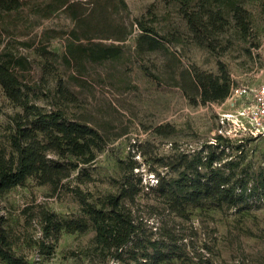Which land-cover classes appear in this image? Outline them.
<instances>
[{
	"label": "rangeland",
	"instance_id": "obj_1",
	"mask_svg": "<svg viewBox=\"0 0 264 264\" xmlns=\"http://www.w3.org/2000/svg\"><path fill=\"white\" fill-rule=\"evenodd\" d=\"M83 1L82 8H93L90 0ZM123 1L125 7L110 5L104 11L114 31L103 35L89 30L90 40L70 35L74 21L63 11L39 19L19 10L10 16L16 18L12 25L6 15L0 50L8 47L31 60V101L44 110L54 108L61 81L76 98L61 105L66 116L90 124L103 142L93 162L73 171L64 187L53 191L49 185H37L27 178L23 186L1 195L0 227L12 239L15 252L33 264H125L96 249L91 229L83 234L61 232L55 242L44 238L38 215L40 210H48L61 218L77 216L80 205L67 186L97 196L117 193L120 182L140 178L142 189L131 207L144 219V232H151L153 238L162 232V226L172 232L175 252L181 254L178 264H264V199L241 209L207 204L189 207L188 219H182L163 210L149 189L155 186L157 174L177 176L180 169L165 164L176 168L184 154L206 150L205 144L214 143L218 130L232 139H248L239 168L251 176L264 167V134L253 136L241 130L234 135L241 129L236 108L245 98L202 104L192 87L186 86L185 95L176 85L183 86L182 76L193 68L217 74L219 63L234 86L252 88L261 82L264 21L260 0L239 1L249 12L250 29L245 38L239 36L228 15L224 31L209 39L215 45L213 50L193 42L182 11L185 7L178 0ZM139 24L152 30L149 34L161 42L158 49L137 50ZM81 32L78 29L77 35ZM95 44L118 45L122 51L116 58L99 62L76 53L83 46L98 48ZM68 48L77 57L78 67ZM42 50L47 52L45 56ZM64 52L67 60L62 57ZM16 112L22 108L10 103L0 88L1 143L4 128ZM42 239L44 244H53L51 254L40 253L37 242Z\"/></svg>",
	"mask_w": 264,
	"mask_h": 264
},
{
	"label": "trees",
	"instance_id": "obj_2",
	"mask_svg": "<svg viewBox=\"0 0 264 264\" xmlns=\"http://www.w3.org/2000/svg\"><path fill=\"white\" fill-rule=\"evenodd\" d=\"M90 1L93 8L85 10L82 8L83 0H0V44L4 39L3 21L6 15L12 25L16 18L10 16L19 13V10H26L39 19L63 11L74 21L70 35L76 39L83 37L90 40L93 36L88 31L93 29L103 35L104 31H114L104 11L110 5H115L114 8L125 7L124 1ZM239 1L178 0L185 7L182 11L193 42L200 47L215 49L209 39L224 31L228 15L234 21L239 36L245 38L250 29L249 12ZM260 2L264 21V0ZM139 25L141 32L136 39L137 50L143 53L158 49L161 42L149 34L152 30ZM78 29L82 31L81 35H77ZM114 38L123 40L121 36ZM95 46L98 48L83 46L76 53L99 62L116 58L122 51L118 45ZM46 54L42 50L41 55ZM69 54L78 67L77 57L73 56V52L69 51ZM62 57L67 60L65 52ZM218 65L217 74L193 68L182 76L183 86L176 85L185 95H188L186 86L192 87L202 104L222 103L229 96L234 83L223 65ZM30 69L32 62L27 56L8 47L0 50V88L10 103L22 108V112L10 116V122L3 132L4 142H0V196L14 187L23 186L27 178H33L37 185H49L53 191L64 187L73 171L93 162L103 142L98 130L90 124L66 116L61 105L73 103L76 98L61 81L56 88L54 108L44 110L32 102L28 80ZM213 139L214 143L205 144L206 150L190 156L184 154L176 168L172 163L164 165L180 169L176 177L165 178L157 174L155 186H149L154 197L163 205V210L174 217L188 219V208L202 204L217 209H241L250 202L264 199V167H259L251 176L243 167L239 168L245 157L244 147L248 139H232L221 134H215ZM140 181V178L135 181L126 179L119 183L117 193L97 196L83 192L77 186H67V191L75 196L80 205L79 214L61 218L51 211L40 210L38 217L44 238L55 242L61 232L83 234L91 229L94 231L96 249L125 264H178L181 254L175 252L177 246L172 232L162 226V232L153 238L151 232H144V219L131 207L142 189ZM37 245L41 254L52 253L53 244H44L42 239ZM0 262L33 264L24 255L15 252L12 239L2 227Z\"/></svg>",
	"mask_w": 264,
	"mask_h": 264
},
{
	"label": "built area",
	"instance_id": "obj_3",
	"mask_svg": "<svg viewBox=\"0 0 264 264\" xmlns=\"http://www.w3.org/2000/svg\"><path fill=\"white\" fill-rule=\"evenodd\" d=\"M236 98H245L246 102L236 108L238 120L241 129L237 130L234 135L244 131L250 135L257 136L264 134V77L255 87L233 86L230 94L226 99L232 100ZM225 99V100H226ZM233 105V103L231 104ZM226 115H224L225 117ZM217 134H222L218 130ZM229 137V136H228Z\"/></svg>",
	"mask_w": 264,
	"mask_h": 264
}]
</instances>
